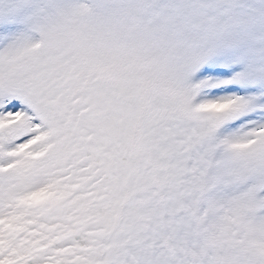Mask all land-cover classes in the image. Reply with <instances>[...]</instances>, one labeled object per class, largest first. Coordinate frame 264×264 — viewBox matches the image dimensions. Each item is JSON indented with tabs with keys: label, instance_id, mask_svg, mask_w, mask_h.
Instances as JSON below:
<instances>
[{
	"label": "snow or ice",
	"instance_id": "1",
	"mask_svg": "<svg viewBox=\"0 0 264 264\" xmlns=\"http://www.w3.org/2000/svg\"><path fill=\"white\" fill-rule=\"evenodd\" d=\"M0 264H264V0H0Z\"/></svg>",
	"mask_w": 264,
	"mask_h": 264
}]
</instances>
